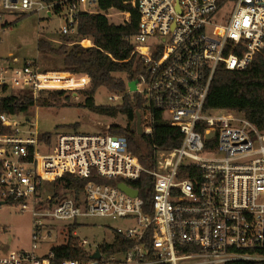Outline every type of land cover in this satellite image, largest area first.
<instances>
[{"label": "built area", "instance_id": "built-area-1", "mask_svg": "<svg viewBox=\"0 0 264 264\" xmlns=\"http://www.w3.org/2000/svg\"><path fill=\"white\" fill-rule=\"evenodd\" d=\"M82 12L138 23L129 40L143 70L109 99L122 104L126 95L138 96L143 133H152L157 110L182 140L158 148L150 167L130 151L124 133L70 131L52 139L26 114L30 108L0 111V201L32 216V248L1 249L0 264H264V128L238 111L206 109L219 65L241 71L264 54V0H121L107 10L100 0H0L3 26L10 14L58 16L59 33L88 47L93 39L79 33ZM61 73L42 71L32 59L13 65L0 58V98L65 89L57 86L63 78H53ZM78 78L77 87L90 86L88 75ZM65 174L115 184L65 188L58 200L56 185ZM120 182L138 194L120 189ZM129 182L150 187V201ZM93 216L131 221L117 231L132 245L112 254L100 249L108 241L80 237L78 220ZM70 237L85 256L57 259L55 248L70 245ZM42 243L49 248L39 254Z\"/></svg>", "mask_w": 264, "mask_h": 264}, {"label": "trees", "instance_id": "trees-1", "mask_svg": "<svg viewBox=\"0 0 264 264\" xmlns=\"http://www.w3.org/2000/svg\"><path fill=\"white\" fill-rule=\"evenodd\" d=\"M120 2L121 0H100V7L102 10H107L111 6H120ZM137 30L138 23L136 21L132 24H117L104 13L82 12L79 15V33L83 37L92 38V46L85 47L75 43L74 38L67 36V43L54 47L50 41L42 37L38 39V50L63 55L62 71H67V73L61 74H79L90 77V87L86 90L80 89L87 93L86 105L93 111L104 115L124 114L128 120L127 125L124 127L113 124L110 131L115 134H126L129 138L130 151L138 156L144 165L153 167L158 148H173L181 143L182 133L180 130L165 124L161 113L153 110L152 133L138 134L137 129L133 127L137 119V111H143V101L138 96L132 100L131 96L126 95L122 104L113 106L96 105L94 100L96 91L101 87L110 91L125 92L127 78H136L138 73L143 70L135 47L129 40V37ZM117 72L126 73V78L115 76L114 73ZM65 92V90L52 91L48 97H42L41 94L35 97L29 92L1 97L0 111H27L34 104H49L50 100L56 99L58 95H64ZM206 109L238 111L255 123L258 128H264V54L262 51L256 54L252 64L244 70H230L222 64L217 67L210 85ZM143 179L149 183L152 181V177L148 175ZM90 181L115 184V180L108 178H79L72 174H65L60 182L64 183V188L80 192ZM129 184L137 186L141 196L145 197L148 202L150 201L152 192L150 187L141 188L139 182H129ZM58 196L59 194H57ZM77 241V237H70V245L55 248L56 258L85 256L84 250L77 246ZM131 245L132 243L116 230L113 241L103 242L100 249L102 252L118 254L127 250Z\"/></svg>", "mask_w": 264, "mask_h": 264}, {"label": "rangeland", "instance_id": "rangeland-1", "mask_svg": "<svg viewBox=\"0 0 264 264\" xmlns=\"http://www.w3.org/2000/svg\"><path fill=\"white\" fill-rule=\"evenodd\" d=\"M5 19L7 23L4 26L2 25L4 21L0 20V58L13 65H22L27 60L32 59L38 61L37 64L42 71L67 73V71H62L63 55L38 50L40 37L47 41H50L48 38H57L62 41V44L67 41L68 37L62 36L58 31L64 22L62 17L40 19L36 13H26L10 14ZM111 21L119 22L116 17L111 18ZM50 42L54 47L61 45L59 42ZM114 75L126 78L127 74L117 72ZM79 76L81 75L61 74L53 76V78L64 79L60 80L57 86L67 88L57 90H65V94L58 95L56 99L50 100L49 104L30 107L29 111L26 112L37 121V127L42 134H47L54 139L60 132H105L113 124L124 127L127 125V117L122 113L117 116L104 115L93 111L86 105L87 93L80 91L83 88L76 85L80 82ZM89 87L84 88V90ZM52 91L56 90L42 91L41 96L48 97ZM112 93L117 94L119 92L110 91L105 87L99 88L95 93V104L119 105V100L112 101L109 99ZM133 127L137 129L136 122ZM45 151L47 152L49 149H45ZM56 186L59 192L58 200H60L68 192L65 190L63 182L59 181ZM0 223V248L2 250L18 251L32 248V216L30 212L22 213L18 207L5 203L0 206ZM54 224L58 227L61 222L58 221ZM130 225L131 221L129 220L93 216L80 218L76 229L80 237H87L89 240L98 243L104 239L112 240L114 232L118 228L124 229ZM48 248V244L42 243L36 252L44 254Z\"/></svg>", "mask_w": 264, "mask_h": 264}, {"label": "water", "instance_id": "water-1", "mask_svg": "<svg viewBox=\"0 0 264 264\" xmlns=\"http://www.w3.org/2000/svg\"><path fill=\"white\" fill-rule=\"evenodd\" d=\"M129 87L131 90H135L136 88V81H131L129 83ZM142 118H141V112L137 111V119H136V127H137V132L138 134H143V129H142ZM118 187L124 191H126L127 193H131L134 195L138 194V190L137 189H133L132 187H130L128 184L124 183V182H120L118 183ZM4 203L0 201V206L3 205ZM100 252L97 251L96 256H99Z\"/></svg>", "mask_w": 264, "mask_h": 264}, {"label": "crops", "instance_id": "crops-1", "mask_svg": "<svg viewBox=\"0 0 264 264\" xmlns=\"http://www.w3.org/2000/svg\"><path fill=\"white\" fill-rule=\"evenodd\" d=\"M40 38H42V37H40ZM50 41H54V42H59L60 44H62V41H60L59 39H57V38H48ZM38 62V61H37ZM68 75H70V74H68ZM71 76V75H70ZM73 78V77H72ZM76 233H77V229H76ZM78 234V233H77ZM113 239H114V235H113ZM113 239L112 240H110V239H104V240H102V241H108V242H112L113 241Z\"/></svg>", "mask_w": 264, "mask_h": 264}]
</instances>
